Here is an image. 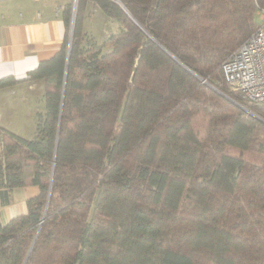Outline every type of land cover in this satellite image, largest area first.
Here are the masks:
<instances>
[{
    "label": "trees",
    "instance_id": "obj_1",
    "mask_svg": "<svg viewBox=\"0 0 264 264\" xmlns=\"http://www.w3.org/2000/svg\"><path fill=\"white\" fill-rule=\"evenodd\" d=\"M96 1L121 29L86 41L82 1L31 72L35 134L0 127V207L41 189L0 222V264H264V107L213 89L243 102L215 79L264 0Z\"/></svg>",
    "mask_w": 264,
    "mask_h": 264
},
{
    "label": "crops",
    "instance_id": "obj_2",
    "mask_svg": "<svg viewBox=\"0 0 264 264\" xmlns=\"http://www.w3.org/2000/svg\"><path fill=\"white\" fill-rule=\"evenodd\" d=\"M32 1L16 7H0V81L5 83L0 87V127L11 132H14L10 125L13 122L10 118L15 116L13 105L17 99L28 95L36 80H39L31 77V72L42 61L51 59L59 52L67 37L70 39L66 9L72 7V3L74 5L73 0ZM42 81L45 93V80ZM19 91L20 96L17 95ZM38 110L45 109L36 107L32 111L36 114ZM26 135L29 138L33 136ZM40 193L37 184L15 187L11 203L0 207V222L5 224L16 216L26 214L28 201Z\"/></svg>",
    "mask_w": 264,
    "mask_h": 264
},
{
    "label": "rangeland",
    "instance_id": "obj_3",
    "mask_svg": "<svg viewBox=\"0 0 264 264\" xmlns=\"http://www.w3.org/2000/svg\"><path fill=\"white\" fill-rule=\"evenodd\" d=\"M82 1L84 0H78L75 11L73 12V3L71 7V21H70V31H71V25L73 24L72 16L76 18V14L78 11V8L82 4ZM32 0H0V7L1 8H7V5H10L11 7H16L17 5L21 6L24 4H30L32 3ZM41 2V1H40ZM74 2V0H73ZM85 12H84V34H85V40L86 41H92L94 44H97L98 46H102L104 42L114 33L119 31L122 27V24L120 21L116 20L114 17L109 15L105 10H103L96 0H85ZM74 18V23H75ZM258 22L260 23V19L258 17ZM204 82V81H203ZM222 79H215V83L219 84L220 86L223 84ZM43 81L42 78L39 80H36L34 83L30 93L20 100L17 99L15 102V105L13 107L15 108V116L11 117L10 120H13L11 122V126H13V131L16 133H19L22 136L28 137L26 134L34 135L35 134V126H36V114L32 111L35 110L36 107H41L42 109H45V93L43 92L44 86L42 85ZM210 85V83H208ZM211 87H213L211 85ZM216 87V86H215ZM218 90H217V89ZM216 91H220L223 95L226 94L222 92L218 87H216ZM237 97L239 94L232 91ZM12 94H14L12 92ZM18 96L21 95V91L18 92ZM230 98H232L230 95L226 94ZM234 97L236 98V96ZM225 96V95H224ZM225 96V97H227ZM14 97V95L12 96ZM241 98V96H239ZM228 98V97H227ZM229 99V98H228ZM233 99V98H232ZM239 99V98H238ZM242 99V98H241ZM232 101L231 99H229ZM235 100V99H233ZM236 101V100H235ZM243 101V99H242ZM234 102V101H232ZM237 102L240 104V99L237 100ZM235 103V102H234ZM42 104V105H41ZM237 104V103H235ZM243 103H241L242 105ZM240 105V106H241ZM252 109L255 106L258 105H248ZM242 107V106H241ZM258 107H264V106H258ZM243 108V107H242ZM244 109V108H243ZM250 111L245 110L248 113H253L252 110ZM39 112V110H38ZM254 114L257 115L256 112ZM19 131V132H18ZM33 137V136H32ZM29 138V137H28Z\"/></svg>",
    "mask_w": 264,
    "mask_h": 264
},
{
    "label": "built area",
    "instance_id": "obj_4",
    "mask_svg": "<svg viewBox=\"0 0 264 264\" xmlns=\"http://www.w3.org/2000/svg\"><path fill=\"white\" fill-rule=\"evenodd\" d=\"M78 0H74L77 5ZM260 19L257 29L244 40L222 63L223 82L243 99L241 105L264 106V6L256 2ZM205 82V80H204Z\"/></svg>",
    "mask_w": 264,
    "mask_h": 264
},
{
    "label": "water",
    "instance_id": "obj_5",
    "mask_svg": "<svg viewBox=\"0 0 264 264\" xmlns=\"http://www.w3.org/2000/svg\"><path fill=\"white\" fill-rule=\"evenodd\" d=\"M117 3H119L125 10L126 12L134 19V17L132 16V14L127 10V8L124 6L123 2L121 0H116ZM76 8V3L73 5V12L75 11ZM74 16H72V20H73V24L71 25V31H70V39H69V52H70V47H71V43H72V38H73V29H74ZM135 20V19H134ZM216 88V87H214ZM217 89V88H216ZM218 90V89H217ZM225 96H227L226 94H224ZM229 99H231L232 101H234L235 103H237L239 105L238 102H236L235 100H233L232 98H230L229 96H227ZM240 106V105H239ZM255 116H257L256 114H253Z\"/></svg>",
    "mask_w": 264,
    "mask_h": 264
}]
</instances>
